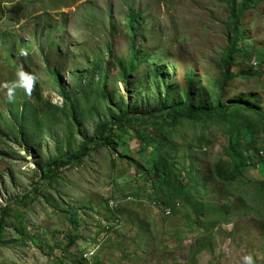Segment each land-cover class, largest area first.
<instances>
[{
    "label": "rangeland",
    "instance_id": "1",
    "mask_svg": "<svg viewBox=\"0 0 264 264\" xmlns=\"http://www.w3.org/2000/svg\"><path fill=\"white\" fill-rule=\"evenodd\" d=\"M229 8L227 0H0V84L21 67L36 76L12 102L0 87V264H244L246 254L264 264L262 128L248 152L240 138L258 171L226 184L216 166L231 160L228 120H153L166 104L264 109V0L241 18L246 56L220 96ZM128 112L168 130L170 152L193 173L181 178L182 196L154 187L156 156L141 140L98 144V129ZM243 113L241 129L257 120ZM56 163L62 169L46 183Z\"/></svg>",
    "mask_w": 264,
    "mask_h": 264
},
{
    "label": "trees",
    "instance_id": "2",
    "mask_svg": "<svg viewBox=\"0 0 264 264\" xmlns=\"http://www.w3.org/2000/svg\"><path fill=\"white\" fill-rule=\"evenodd\" d=\"M262 0H242L238 3L237 0H227L230 8H229V24L228 30L231 35L228 40V46L226 47L223 56V78L221 81L220 87V96L226 90L227 85L234 79L231 70L235 66L236 59L239 55L243 58L246 54H241L242 50L239 48L240 42V27H241V18L248 12V10L255 7V5ZM142 17V13H130V31L134 37L137 32V26L139 24V19ZM135 32V33H134ZM134 50V41L132 43V51ZM245 52V51H244ZM247 53V52H246ZM251 59V58H250ZM137 62V56L132 55L128 67L135 66ZM132 74V73H131ZM128 86V84H127ZM190 96V95H189ZM221 97H219L220 99ZM166 100H169V94L165 97ZM187 107V108H186ZM234 108V109H232ZM167 112L161 111L158 115H155L156 122L164 120L167 125L174 123L180 119H189L192 121L199 120V118H214L215 116H221L222 118L228 120V123L231 125V133H230V146L226 149L227 155L230 156V161H220L216 166V177L223 181L226 184H230L235 182L237 179L241 177H248L247 174L249 172H256L259 165V161L256 162L253 155L244 154L243 148L240 147V138L244 135L248 140V146L246 152L250 151V147L252 143L253 134L259 133L260 129L264 131V109L260 105L253 104L250 106V103L247 104L236 101L230 103H223L219 100L213 107H189L187 104L184 106L180 105H169L166 104L164 108ZM232 109V110H231ZM249 109L253 113L256 114L257 120L254 123L252 120L246 123L244 128H240L241 126V118L244 117V111ZM137 113L128 112L122 115L117 121H113L109 124H104L98 129L99 140L98 144L101 147L112 148L114 146H122L125 142L122 143L123 135L129 136L130 140L138 139L141 140L142 152H145L147 149H153L156 161L153 163L150 174L152 173V181L155 188L161 186V190L164 187L170 189V193H173V197H180L183 194V182H181V178L193 179L192 171L189 169L188 171L181 167L180 164L176 161V158L170 152V144H169V135L168 130L165 128H161V126L157 123H154L156 128L149 129L148 124H150L151 118L153 115H150L148 118H136ZM165 115L163 119L162 116ZM142 119V120H141ZM150 119V120H149ZM132 124V128L129 130H124L125 124ZM122 131V137L118 136L116 132ZM249 138V139H248ZM264 141V135H263ZM87 152L83 151L81 156H85ZM81 156H76L72 158V162L78 161ZM264 162V159L261 160ZM61 167L59 164H53L49 166V171L45 176L44 181L50 182L54 177H56L61 171ZM262 173V172H261ZM262 177V176H261ZM264 181V177H262ZM161 190L159 192H161ZM192 211H195L197 214H202L201 209L196 208L193 204L191 206ZM6 208L4 211L0 213V232L4 229V219L6 215ZM76 224L77 220H74ZM81 235H79V239ZM77 239V238H76ZM75 240H71L70 244H74ZM3 238L0 234V242H2Z\"/></svg>",
    "mask_w": 264,
    "mask_h": 264
},
{
    "label": "clouds",
    "instance_id": "3",
    "mask_svg": "<svg viewBox=\"0 0 264 264\" xmlns=\"http://www.w3.org/2000/svg\"><path fill=\"white\" fill-rule=\"evenodd\" d=\"M20 56L27 55V52L25 49L19 50ZM16 79L12 80L10 82H5L3 84H0V87H3L5 89V96L9 102H12L14 100V97L16 95V89L21 88L24 90V93L26 95L31 93L33 83L36 81V76L30 72H26L21 67L16 72ZM242 260L244 264H254V259L251 254H246L242 257Z\"/></svg>",
    "mask_w": 264,
    "mask_h": 264
},
{
    "label": "built area",
    "instance_id": "4",
    "mask_svg": "<svg viewBox=\"0 0 264 264\" xmlns=\"http://www.w3.org/2000/svg\"><path fill=\"white\" fill-rule=\"evenodd\" d=\"M169 212V211H168Z\"/></svg>",
    "mask_w": 264,
    "mask_h": 264
}]
</instances>
